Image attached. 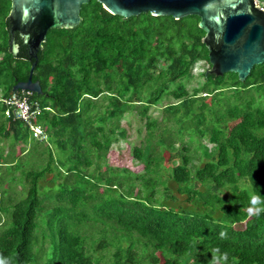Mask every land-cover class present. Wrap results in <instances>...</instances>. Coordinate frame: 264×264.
<instances>
[{"label":"trees","instance_id":"trees-1","mask_svg":"<svg viewBox=\"0 0 264 264\" xmlns=\"http://www.w3.org/2000/svg\"><path fill=\"white\" fill-rule=\"evenodd\" d=\"M10 9L0 0V136L26 144V124L4 115L3 99L22 91L12 87L34 60L17 32L18 52L9 51ZM79 15L48 29L37 52L32 80L42 92L28 96L41 108L34 121L47 135L38 151L46 160L20 171L23 196L0 198V264H264V61L243 81L205 73L194 14L123 17L88 0ZM198 63L206 66L196 74ZM163 99L171 123L155 132L148 110ZM128 111L147 126L132 148L141 173L106 161ZM36 140L34 148L44 142ZM10 159L0 165L17 170ZM47 174L54 184L45 190Z\"/></svg>","mask_w":264,"mask_h":264},{"label":"water","instance_id":"water-1","mask_svg":"<svg viewBox=\"0 0 264 264\" xmlns=\"http://www.w3.org/2000/svg\"><path fill=\"white\" fill-rule=\"evenodd\" d=\"M88 0H11L8 48L16 54L17 32L27 47L31 63L26 80L12 89L41 93L38 80H32L37 52L48 29L70 27L80 20L79 10ZM112 14L128 17L149 11L153 15L179 18L199 16L198 26L204 30L202 41L208 49L210 68L205 73L222 75L234 72L240 81L252 67L264 61V9L255 0H97Z\"/></svg>","mask_w":264,"mask_h":264},{"label":"rangeland","instance_id":"rangeland-1","mask_svg":"<svg viewBox=\"0 0 264 264\" xmlns=\"http://www.w3.org/2000/svg\"><path fill=\"white\" fill-rule=\"evenodd\" d=\"M203 66L204 64L202 63L196 64L194 73L201 70ZM194 79L195 78L191 79L190 83H188L187 86L194 85L196 83ZM166 102H168V100L163 99L158 105L150 106L148 110V114L150 115V117L156 118L158 122V125L154 129L155 132H161L164 130V128H169V125L171 123L169 120L164 118L165 116L163 112V106ZM106 125L108 126L110 125V123L107 122ZM118 125L119 128H123L125 130V134L123 137L121 136L119 140H117L116 142L114 141L111 144L106 155L107 163H109L112 167H127L130 171H134L136 173L143 172V163L137 161L133 157L132 148L135 145H139L141 142H143L144 138L147 136V126L145 119L139 118V116L135 112L128 111L123 114L120 121L118 122ZM186 139L187 138H184L185 142ZM36 142V139L30 138L28 140V143L25 144L14 141L12 136H0V161H7L11 156L10 160L15 159L14 161H17L18 167V169L15 170L16 167H7L6 165L2 164L0 165V180H3L0 184V198L5 196L7 199L9 198V195L12 197L13 195H17L16 197H21L24 195L27 184L24 177L20 176V173L24 172V170L26 169L38 167L46 160L44 159L45 156H40L38 154L39 149L46 143V141L42 142V144H38V146L34 148L33 145ZM201 142L206 144L208 147L211 146V144L205 138L201 139ZM195 144V142L191 143L192 150H194L193 147ZM174 147L181 148V141L175 140ZM195 152L199 153V150H195ZM195 160L197 161V159ZM162 165L169 167L172 165V160L168 159L167 156H164L162 159ZM101 169H105L104 164H102ZM14 174H16L18 177L10 180V183L9 179H11ZM50 175L51 174H47L44 179L40 180V185L45 190L53 187L54 183H52L48 178ZM174 191L179 198H184V195L177 193L176 190ZM4 203L7 204L6 206L9 208V202ZM246 209L249 211H254L256 207L252 204V202L249 201ZM6 215V212H0V216L2 217V219H4Z\"/></svg>","mask_w":264,"mask_h":264},{"label":"built area","instance_id":"built-area-1","mask_svg":"<svg viewBox=\"0 0 264 264\" xmlns=\"http://www.w3.org/2000/svg\"><path fill=\"white\" fill-rule=\"evenodd\" d=\"M255 4L264 9V0H255ZM29 93V91L22 90L20 93H14L3 99L6 105L4 115L13 120L23 121L28 127L31 138L45 141L46 132L41 124L34 121L41 108L37 102L30 101Z\"/></svg>","mask_w":264,"mask_h":264},{"label":"clouds","instance_id":"clouds-1","mask_svg":"<svg viewBox=\"0 0 264 264\" xmlns=\"http://www.w3.org/2000/svg\"><path fill=\"white\" fill-rule=\"evenodd\" d=\"M256 203V198H253V204H255ZM223 235V234H222Z\"/></svg>","mask_w":264,"mask_h":264}]
</instances>
